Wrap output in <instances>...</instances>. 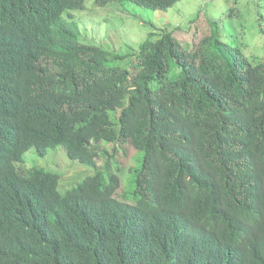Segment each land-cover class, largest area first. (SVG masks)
<instances>
[{"label":"trees","instance_id":"obj_1","mask_svg":"<svg viewBox=\"0 0 264 264\" xmlns=\"http://www.w3.org/2000/svg\"><path fill=\"white\" fill-rule=\"evenodd\" d=\"M179 1L0 0V264H264V0L125 54L74 19ZM57 146L95 172L27 166Z\"/></svg>","mask_w":264,"mask_h":264},{"label":"rangeland","instance_id":"obj_2","mask_svg":"<svg viewBox=\"0 0 264 264\" xmlns=\"http://www.w3.org/2000/svg\"><path fill=\"white\" fill-rule=\"evenodd\" d=\"M205 1L181 0L165 11L152 10L135 4L123 6L109 4L103 8L98 7L100 10L98 13L87 12L86 18L74 16V19L83 18L89 29L96 28L95 33L100 41L106 43L111 50L125 54L129 50V46L137 49L150 33L165 27L173 29L179 25L182 26L176 33L180 38L187 39L190 32L185 29L190 25V15L195 14ZM141 10H147L152 14L143 13ZM81 28L82 31L85 30V24L81 25ZM126 149L130 159L134 148L128 145ZM128 158L126 159V167L130 166ZM25 159L28 167L35 166L60 174L59 188L61 191L79 183L88 174L95 172L94 167L72 160L63 146L51 147L49 152L43 156L33 148L25 154ZM114 161L115 163L118 162L115 159ZM132 189L133 187L129 188V190Z\"/></svg>","mask_w":264,"mask_h":264}]
</instances>
